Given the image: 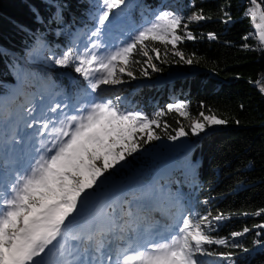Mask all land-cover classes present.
Returning a JSON list of instances; mask_svg holds the SVG:
<instances>
[{"label":"snow or ice","instance_id":"obj_1","mask_svg":"<svg viewBox=\"0 0 264 264\" xmlns=\"http://www.w3.org/2000/svg\"><path fill=\"white\" fill-rule=\"evenodd\" d=\"M249 4L244 18L250 20L253 31L242 39H254L256 44L245 43L242 47L264 51V7L257 0H249ZM127 7L128 0H101L96 26L88 36L90 45L78 51L74 42L59 57L53 56L50 60L54 66L71 67L80 74L86 87L75 107L76 114L63 113L67 104L57 103L49 108V112L60 111L63 115L39 121L37 135L41 141L37 156L26 172H17L14 181L0 192V264H203L199 259L202 256L234 264L233 252H216L206 246L248 251L235 242L251 231L248 227L231 232V242L228 237L216 238L211 233L230 217L223 213L213 216L210 211L202 215L190 204L185 206L179 201L176 212L165 224L134 213L129 207L127 220L117 223L111 219V226L100 227L96 225L99 210L88 209L98 187L107 182L106 174H113L118 166H124L128 157L161 139L156 128L163 127L170 141L189 135L182 123L173 129L175 134H169L170 125L166 122L162 124L159 119L140 111L122 109L119 97L114 102L93 94L102 86L122 83L125 74L135 79L131 67L140 62L134 59L137 54L145 58L143 62L148 68L159 71L153 59L162 58L161 49L149 48V43H159L165 49L170 46L173 55L179 57L178 62L192 64L193 59L185 57L178 45L197 39L189 29L190 24L212 19L204 14L203 8L187 17L159 11L126 43L108 48L101 39L105 27L114 15H122ZM61 19L57 14L54 22ZM221 21L231 23L230 13L223 11ZM207 39L218 37L208 33ZM167 55L165 51L163 56ZM142 75H149L147 68L142 69ZM256 83L264 94V85ZM25 111L31 116L34 109L30 107ZM167 111L183 118L191 115L184 103L169 105ZM164 114L160 112L156 116ZM36 123L33 118L28 127ZM227 123L210 109L207 114L200 111L190 124V132L199 135L208 127ZM192 167L194 169L195 164ZM252 214H264V209ZM255 227L264 229V224Z\"/></svg>","mask_w":264,"mask_h":264},{"label":"trees","instance_id":"obj_2","mask_svg":"<svg viewBox=\"0 0 264 264\" xmlns=\"http://www.w3.org/2000/svg\"><path fill=\"white\" fill-rule=\"evenodd\" d=\"M133 2L128 0L124 13L111 18L115 26L106 25L126 42L144 27L146 8L151 10L150 19L159 11L178 12L170 0H143L141 5ZM257 2L264 7V0ZM100 4L101 0H0V93L9 92L14 83L10 65L17 60L16 55H24L38 37L61 55L80 28L96 24L93 14L99 13ZM178 5L182 16L203 8L204 14L212 17L190 24L197 39L178 45L185 57L194 62H178L179 57L173 55L170 46L165 49L159 43H149V48L161 49L162 58L153 59L160 70L148 68L145 58L135 55L134 59L140 61L131 67L136 78L125 74L123 82L109 91L108 98L116 102L119 97L122 109L140 111L162 124L166 122L170 125L169 134H175L173 129L182 123L193 147L185 151L153 141L128 157L122 168L118 166L106 176L116 187L129 189L139 176L152 182L169 172L171 165L180 166L192 178L187 176L179 185L169 183L166 190L170 201L180 199L202 215L210 211L213 216L223 213L230 217L211 233L216 238L228 237L231 242V232L245 227L251 230L235 240L247 252L219 245L206 247L216 252H233L234 264H264V229L255 227L264 224V214H252L264 209V94L256 83L264 85V51L242 47L245 43L256 44L254 39H242L253 31L250 20L244 18L251 5L249 0H181ZM59 11L62 19L57 23L54 20ZM223 11L230 13L231 23L221 21ZM208 33H215L218 39H207ZM165 51L167 56H163ZM61 68L63 73L54 71L49 77L54 79L56 89L70 93L76 83L69 74L82 77L71 67ZM144 68L148 76L142 75ZM83 81L78 84L83 85ZM176 103L187 104L190 117L167 111L169 105ZM209 109L228 123L200 136L191 134V120L197 119L200 111L207 114ZM160 112L165 114L156 116ZM155 131L167 139L163 127ZM245 212L249 215H243ZM217 264L226 262L220 260Z\"/></svg>","mask_w":264,"mask_h":264},{"label":"rangeland","instance_id":"obj_3","mask_svg":"<svg viewBox=\"0 0 264 264\" xmlns=\"http://www.w3.org/2000/svg\"><path fill=\"white\" fill-rule=\"evenodd\" d=\"M143 0H134V2L132 4L134 5H141ZM178 1H181V0H178ZM178 1L177 0H170L171 3H175L177 5V8H178V12L176 14H179L181 15V12H180V7H178ZM59 14V16L61 17V14H60V11L57 13ZM99 13L98 12H95L93 14V18L95 20V23H96V17ZM57 16V15H56ZM152 19H149L147 20L146 18L144 19L143 21V24L144 26L146 24H148L149 22H151ZM116 23L114 22V20L111 19V26H115ZM95 28L94 27H90L86 30H83V29H80L78 30L77 32V35L76 37L73 39V43L75 42L76 45H78V48L77 50L80 51V50H83L85 48L86 45H90V41L88 39V36L90 34V32ZM101 39L103 40V42L107 45L108 48H115V47H119L122 43H126V41H122L120 40L119 38H117V35L114 33L113 30H110V29H107L105 27V30H104V33L102 34V37ZM73 45V44H72ZM34 49H39V51L43 54V58L40 60V59H36L35 61H31V58L27 59V61L25 60V57H28L29 53L26 52L24 54V56H22V60H25L24 64H27V67L28 68H31V72L28 73V75H36V76H41V71L37 70V68L40 67V64L45 67V69L48 71V73L50 74L51 72H54L55 69L57 70H60V73H62L64 70H62V68H58L59 66H54L50 60L53 56H56V57H59L57 53L54 52L53 48L47 43L46 40L44 39H37V41L35 42L34 46L32 47V49H30L29 51H32ZM101 52L104 51V49H101L100 50ZM20 64V63H18ZM17 64V65H18ZM16 64L14 65H10V68L13 72L14 75H17L18 74V70L16 69L17 66ZM32 73V74H31ZM70 78L76 82H82V78L80 77H76L74 76L73 74H70ZM80 79V80H79ZM83 84L85 85L86 87V82L83 81ZM121 84V83H120ZM120 84H117V85H108V86H102L101 89L99 90L98 93H95L93 94V96L95 97H99V99L101 100H104V99H108L107 97L109 96V91L113 88V87H116ZM80 87V86H79ZM16 86H12L11 87V90H16ZM82 93V92H81ZM81 93L79 95V93L76 94V98H75V102H77V99L78 97L80 96L81 98ZM8 95H3V96H0V102H4V100L7 98ZM78 96V97H77ZM71 99L72 97L70 96H66L65 94H60L58 93L57 91L54 90V94H53V98L51 99L52 102L51 104L52 105H55L59 102H63V104H67V105H70L71 104ZM91 99V97L89 98ZM80 101V99L78 100V102ZM44 119V118H43ZM195 119L191 120L194 121ZM190 122V124H191ZM23 127V124L21 125ZM221 125H216V126H211V127H208L206 128V130L204 132H201L199 135H195V136H200L202 133H207V132H210L212 130H215V129H218ZM36 128V124L33 126V127H29V129H34ZM37 130H39V127H37ZM23 131V129H22ZM11 135H13V138H10L9 135H6V139H1V146H8V153L9 155H11L12 158H14L18 153H19V148H21L23 145H24V142L25 140H22V138H19L16 140V135L13 134V132H11ZM23 135H25V133H23ZM158 142L163 145V146H167V147H178L180 148L181 150L184 149V150H188L190 148L193 147V142H192V139L187 136V137H182L180 139H178L177 141H170L168 139H164V138H161L160 140H158ZM23 153V151H22ZM2 157L4 156H1L0 154V159H2ZM6 166L9 167L10 169V172H11V175H13V168H14V165L13 163L11 162H7L5 163ZM172 168H175L174 172L177 173L178 175H186L185 172H183L178 166H174L172 165L171 166ZM167 176L166 174L163 175V178ZM6 178L7 176L5 175L4 172L0 171V182L2 184H4V189L3 191L7 188V184H6ZM142 179H139L138 180V183H137V187L135 189L132 190V192L136 191V190H139V191H145V193H148V194H151V190H146L148 187H151V188H154L156 189L157 193H160L161 194V198L159 199L158 203L156 206H160L161 202L164 200V197H165V190H164V185L160 184V182L157 180V181H154L153 183H149V184H143L142 183ZM175 184H177L179 182V178L178 179H175ZM102 186H108L107 184H103ZM127 191H120L119 189L117 188H114L108 193V195L110 196L111 200H110V203L113 205V206H119V207H122V206H125L127 205V209L125 211L128 210L129 206L134 204L136 200L139 199V197H141V195L139 194H135L134 196L130 197L128 194ZM130 193V192H129ZM97 193L92 197V199L89 201V204H88V209L90 211V209L94 207V205H96L97 203H100L101 199H99L98 196H96ZM177 205H174L173 207L177 209L176 207ZM170 207V206H169ZM99 212H100V215L97 219V225L100 226V227H104V224H106V220L108 218L106 214H108V210L105 208L103 209L102 207H99ZM199 259L201 261H203V264H214V262L216 261L215 258H209L207 256H202V257H199ZM218 259V258H217ZM220 260V259H218Z\"/></svg>","mask_w":264,"mask_h":264},{"label":"bare ground","instance_id":"obj_4","mask_svg":"<svg viewBox=\"0 0 264 264\" xmlns=\"http://www.w3.org/2000/svg\"><path fill=\"white\" fill-rule=\"evenodd\" d=\"M29 53L28 57H25V60L31 58V61H35L36 59H42L43 54L39 51V49H34L32 51H27ZM27 58V59H26ZM24 60V61H25ZM25 63V62H24ZM27 64L21 65L17 67L18 74L14 75V82L16 84L17 91L15 92L17 95L21 96V101L18 103H14L13 106L9 108L11 110L13 107L18 109V113L13 117L12 120L8 121V124L10 125V130L13 132V134L16 135V140L19 138H22V140H25L24 145L20 148V150L23 151L20 157H17L15 160H19L22 162H29L27 152L34 151L38 147V140L40 137L37 135V127H39V121H41L43 118L47 119L48 117H61L62 112L58 111L57 113H51L49 112V108L53 107L54 105L51 104L54 90L56 89L53 87V85L46 81L47 75L41 74L40 79H36L34 75H28L27 70ZM39 69V68H37ZM32 74V73H31ZM59 93V92H58ZM27 102L28 107H31L34 109L32 115H27L30 117L31 120L35 118L37 121L36 128L34 129H27V126L22 127L19 124L20 119L24 117V113H27L25 109V103ZM62 106L64 105L63 102H59ZM44 105V107H42ZM24 109V110H21ZM48 110L47 115L45 114V111ZM23 129V131H22ZM25 133V135H23ZM11 138H13V135H11ZM1 145V142H0ZM147 190H151V195H147L143 191L136 190L133 193H127L130 196H134L135 194L141 195L138 200L135 201L134 204L130 205L132 211L134 213L142 214L147 210L155 209L154 207L157 205L159 199L162 197L160 193H157V191L154 188L148 187ZM145 194V195H144ZM98 204V203H97ZM94 205L93 209L91 208L90 211L98 210L99 207ZM127 206V205H126ZM128 207V206H127ZM177 209L173 210L176 212ZM118 212H121V209L118 210ZM108 218L106 220V226H111V217L110 215H107ZM97 225V220H96ZM98 226V225H97Z\"/></svg>","mask_w":264,"mask_h":264}]
</instances>
